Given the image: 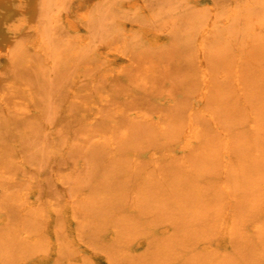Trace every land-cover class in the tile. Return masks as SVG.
<instances>
[{
    "label": "bare ground",
    "instance_id": "6f19581e",
    "mask_svg": "<svg viewBox=\"0 0 264 264\" xmlns=\"http://www.w3.org/2000/svg\"><path fill=\"white\" fill-rule=\"evenodd\" d=\"M76 1L85 7L78 15L89 23L95 1ZM37 3L0 0V106L22 92L28 108L18 111L36 124L44 116L38 90L17 72L34 69L45 79L49 73L36 57L54 67ZM251 26L257 35L249 49L235 59L220 55L212 75L206 69L192 76L190 105L180 107L190 113L142 115L151 131H139L137 143L112 142L115 163L101 176L91 166L87 179L75 184L72 200L44 192L39 178L23 176V188L13 191L19 186L15 177L10 186L1 184L0 213L9 216L0 215V264H264V21ZM148 29L138 33L153 45L164 42ZM126 53L116 42L103 61ZM88 90L80 84L73 97L92 125L102 116L99 104L110 97ZM67 118L75 117L69 112Z\"/></svg>",
    "mask_w": 264,
    "mask_h": 264
},
{
    "label": "rangeland",
    "instance_id": "374dc122",
    "mask_svg": "<svg viewBox=\"0 0 264 264\" xmlns=\"http://www.w3.org/2000/svg\"><path fill=\"white\" fill-rule=\"evenodd\" d=\"M94 1L92 19L86 23L80 16L85 7L76 0H38V19L54 67L36 57L49 73L45 79H39L34 69V73L17 72L18 79L31 80L38 90L42 123L36 124L33 116L18 111L28 108L22 92L8 106H0V185L10 186L13 177L19 181L10 191L23 188L21 178L29 176L39 178L44 192L72 200L75 184L87 179L91 166L101 176L115 163L112 142L121 141V146L125 140L137 143L139 131H151L144 127L148 124H142V115L177 118L190 113L191 109L181 111L180 107L190 105L192 76H200L206 69L212 75L221 58L235 59L249 49L257 35L251 24L264 21V0H217L222 9L212 8L209 0ZM140 29L156 33L164 42L153 45L138 33ZM85 39H89L87 44ZM116 42L127 53L119 60L103 61V53ZM226 50L231 52L222 57ZM0 62L5 59L1 57ZM117 69H123V74ZM80 84L96 97H110L99 104L100 120L93 119L91 112L92 125L74 103L73 92ZM79 95L83 101L87 99ZM69 112L75 118L68 119ZM59 177L64 178L63 185L58 184ZM7 212L19 220L15 210Z\"/></svg>",
    "mask_w": 264,
    "mask_h": 264
}]
</instances>
